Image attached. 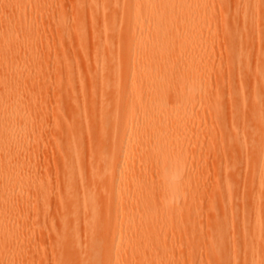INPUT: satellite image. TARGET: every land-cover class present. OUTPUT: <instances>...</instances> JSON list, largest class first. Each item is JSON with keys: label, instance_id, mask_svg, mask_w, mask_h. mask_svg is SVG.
Listing matches in <instances>:
<instances>
[{"label": "bare ground", "instance_id": "obj_1", "mask_svg": "<svg viewBox=\"0 0 264 264\" xmlns=\"http://www.w3.org/2000/svg\"><path fill=\"white\" fill-rule=\"evenodd\" d=\"M119 1L108 0L100 5L89 0L92 25L103 16L102 28L94 30L103 42L101 56L90 65L83 59L81 65L89 70L86 85L73 88L72 81L69 82L73 89L67 97L62 93L55 98L54 109L48 107L47 96H40L32 83L21 82L23 76L31 73L30 67H22L17 74L10 66L5 67L11 80L0 93V150L13 151L9 140L12 135L18 136L36 154L52 155L56 167L62 170V216L57 225L60 249L55 264H164L168 250L176 253L177 248L190 247L188 243L192 242L186 240V232L194 234L192 238L198 242L203 239L209 248L208 258L220 264L225 240L211 231L213 223L225 222L226 212H213L205 222L200 210L204 198L198 177L202 168L209 165L208 161H199L197 151L206 146L216 154L213 167L222 168L224 173L216 178L213 194L218 201L228 199L229 215L233 216L237 209L244 211L243 203L230 199L229 181L224 178L236 168L234 153H245L247 168L259 169L258 184L264 188V141H259L249 129L254 125L264 133V0H190L188 8L197 17L198 33L194 36L184 30L187 4L182 9L177 0L136 1L134 10L142 13V22L146 24L144 31L137 30L138 40L121 31L117 20L111 17L113 12L129 11V6ZM7 3L15 6L20 22L33 30V21L23 19V12L26 8L40 11L48 7L49 0ZM232 14L237 18L233 19ZM137 22L130 21L133 25ZM174 25L184 30L181 38L170 33ZM109 28L114 34L112 41L107 40ZM100 33L103 38H99ZM3 39L0 33V42ZM34 42L38 43V39L21 31L8 41V51L21 57V64H27L36 55L33 46H29ZM247 47L254 48V58L246 57ZM150 49L154 58L149 56ZM135 51L139 54L135 55ZM186 51L194 57L187 66H197L195 71L200 73L199 77H192L194 83L188 85V94L184 96L177 86L185 85L189 76L181 77L169 63ZM137 58L142 61L137 74L149 87L133 83L122 105L118 100L122 91L117 76L126 61L135 71ZM66 59L71 65L72 58ZM247 74L253 77L251 87L245 79ZM248 90L252 92L250 98ZM182 100L185 101L180 104ZM50 110L56 129L51 136L44 131ZM11 162L10 154H4L0 158V172ZM38 168V161H28L27 169L16 168L13 177L0 174V183L5 180L7 185L6 204L0 211L13 209L17 204L15 185L21 184L27 191L25 236L32 245L37 235L39 238L44 233L42 225L50 214L40 199V188L47 187L49 182L40 178ZM250 182L242 178L241 186L252 202V198L260 196L252 191ZM132 192L135 198L129 200ZM256 206L252 203L246 220L237 229L247 233L251 228V236L259 239ZM106 218L115 220L114 228ZM5 221L0 217L2 247L19 227ZM41 227L44 230L40 233ZM161 238L165 246L169 244L154 255L162 246ZM190 251L187 264L200 262L198 248Z\"/></svg>", "mask_w": 264, "mask_h": 264}, {"label": "rangeland", "instance_id": "obj_2", "mask_svg": "<svg viewBox=\"0 0 264 264\" xmlns=\"http://www.w3.org/2000/svg\"><path fill=\"white\" fill-rule=\"evenodd\" d=\"M7 1L8 0H0V33L3 34L4 38L3 41L0 42V93L4 91L5 87L9 85L11 80V77L6 73V66H10L11 69L14 70L15 74H17L24 66L27 69L30 67L31 73L28 76H23V78H21V82L32 83L35 89L40 91V96H47L48 107L52 110L56 107L55 98H59L62 93L64 98L70 94L72 87L70 88L69 82L72 81L74 85L73 88H78L77 86L80 84V87L86 85L85 83L87 82V73L89 70L85 69L81 63L83 62V59L86 58L89 65L93 64V62L98 60L101 56L103 42L98 39L94 30L98 27L102 28L101 24H103V16L100 15L97 23L92 25L89 15V0H49L48 7L45 6L40 11L36 12L32 8H26L23 12V19L27 22L33 21L32 30L27 28L24 22H20L16 16L15 6L7 3ZM107 1L108 0H96V2L100 5L102 3H106ZM136 1H138V3L143 2V0H120L119 4L123 2L126 3L129 6V11L124 13L113 12L111 16L117 20L119 29L134 40L139 39L137 30L143 29L144 31L146 27V24L142 22V20H144L142 13H136V10H134V4ZM189 1L190 0H187L185 3V0H177L176 2H178V5L182 7V9L185 7V4H187V11L185 12L187 24L184 27V30L194 36L198 33L196 30L197 17L195 14L193 15L194 11L188 8ZM2 10L5 14L4 17L1 16ZM110 13L112 12H107V14ZM231 13H233L232 10ZM231 16L233 19L237 18L233 16V14ZM1 19L4 20L1 22ZM132 20H138L137 24H131L130 21ZM6 22L8 23V26L4 25ZM191 22H195V25ZM184 30L177 28V26L174 25V27L170 29V33L172 32L171 34L173 37L181 38L184 34ZM21 31H25L26 33L32 35L34 39H38V43L34 42L29 44L30 47L33 46L32 52H36V55H34L33 61H27L28 65L21 64V57H18L16 54H10L8 51L10 45L8 41H11V37L19 35ZM108 31L107 40H114V34L111 28H109ZM100 37L103 38L102 34L99 38ZM178 40L182 41V39ZM129 54L133 55V53ZM134 54H139V51H135ZM190 54V51H186L183 54L177 55L169 63L175 72L181 74V77L182 75L189 76V80L185 85L180 84L177 86L184 96L188 94V85L190 83H194L191 81L192 77L195 75L199 77L200 73L199 71H195L197 66L194 68L187 66V63L194 59V57L190 56ZM254 54L253 47H247L245 49L246 57L254 58ZM66 56L70 59L72 58L71 65L70 63L68 64L69 60L66 59ZM149 56H151L150 58L155 57L154 51L151 49L149 50ZM129 62L130 61L124 62L121 67L120 74L117 76L118 88L122 91L118 100L122 105L126 102L125 100L128 96L129 86L133 83L136 85L143 83L140 81L141 77L137 74L138 71L140 72L142 69V61L137 58V69L135 71L132 70ZM198 62L201 63L200 59ZM106 75L107 74L103 77L105 78ZM224 76L225 78L223 79L226 82L227 77L226 75ZM250 76L252 75L247 74L245 77L248 87L252 86L253 77ZM12 78L14 81L17 80L13 76ZM198 80L200 81V79H197V81ZM143 87L147 89L149 86L143 83ZM247 94L248 98H250L252 92L248 90ZM184 101L185 100H182L180 104ZM51 110L44 120L47 122L45 124L44 128L46 129H44V131L47 130V134L49 136L55 134L56 132L55 122L53 120ZM249 129H251L250 131L253 132V134H257L256 136L259 138V141H264V133L262 130H256L254 125H250ZM155 133H157V130ZM9 141L14 147L13 151L6 152L0 150V158H3V155L7 153V155L10 154L12 162L9 166L3 167L0 174H6V178L13 177L16 175V168L27 169L28 161L32 163L38 161V175L40 178L42 176L41 179H45L46 183L49 182V184L47 183V185H45L47 187L40 188V191L42 189L44 191H41L43 195L40 199L42 202L44 201L43 203L47 206L46 209L48 208L47 212L50 214L47 215V220L45 218L47 226L45 223V225H42L45 230L42 227L40 229V233L42 229L44 230V233L42 232L43 237L41 233L39 234L40 239L38 238V235L35 238L36 240L37 238L39 240L36 241L34 239L33 245L32 243L28 244L25 236L27 230L24 225V211L26 208L25 197L27 191L21 187V184L15 185L14 195L17 204L14 205L15 207L13 209L0 211V217L7 220L5 221L6 224L17 223L19 227L17 228L18 230L17 233L14 234V237L10 239V241L7 239V243L4 247L1 245L2 237L0 236V264H10L14 262H17L18 264H55V260L60 249L57 225L59 224V219H61L62 216V207L59 202V198L62 194L61 190H59L62 170L61 168H58V166L56 167L54 163L55 159L52 155L43 153L41 155L36 154V152L31 148H28L18 136L12 135ZM198 155L199 161L202 160L201 163L208 161L206 164L209 165L208 168H202L203 170L198 177V183L201 185L200 192L203 194L204 198L200 205V210L204 219H206L205 222L211 219L210 217H212L213 212L215 213L224 209L226 212L225 222L213 223V230L211 231V233L218 236V238H224L225 240L224 249H221L223 256L220 264H249L250 262H253V264H264V188H260L258 184V180L260 179L259 169L247 168V157L245 153L237 151L232 155V160L236 164V168L228 172V175L224 178L229 181V191L231 194L230 199H236L235 202L243 203L244 211L237 209L234 211L235 213L233 216H231L228 211V199L218 201L216 199L217 197H214L213 194V186L216 178L222 176L224 173H222V168L219 169L213 167L217 160L216 154L210 148L205 146L201 151H197V156ZM250 157H253V154H250ZM149 174H152V172ZM195 175L196 174L192 176ZM16 178H18V176H16ZM242 178L246 182L251 181L252 191L254 193H259L260 197L256 200L252 198V202L251 200L249 201L248 197H246L243 193L244 191L241 186ZM3 181L4 184L0 183V207H3L6 204L7 196V185L5 184V180ZM130 195L129 200H133L135 198L134 192L130 193ZM254 202L257 203V226L259 228L257 227L256 230L258 229L260 232L259 239H255L251 236L253 235V229L251 228L247 233H243L237 229V225L242 224L246 220V211L252 208V203ZM131 205L130 207L132 208ZM231 217L233 218L232 222L230 220ZM47 221H49V224ZM106 221L107 224L113 226V228L115 227V220L106 218ZM186 233L188 234V232ZM187 234L186 240L192 242L191 244L188 243L190 247L177 248L176 253H170L168 250V260H166L164 264H187V258L191 254V251L189 252V250H192L194 247L198 248V259L201 260L200 262L196 260L194 264H219L211 261L210 256L208 258V255H210L208 252L209 248L205 244L206 242H203V239L198 242L197 238H192L194 234H188L191 238L187 237ZM201 236L203 238L205 234L202 233ZM163 240L164 239L161 238L160 241L162 242V246L160 250L154 253V255L161 252V250L169 244L167 243L165 246L163 244ZM80 241L83 240L80 239ZM253 252L254 254L252 256L251 254Z\"/></svg>", "mask_w": 264, "mask_h": 264}]
</instances>
